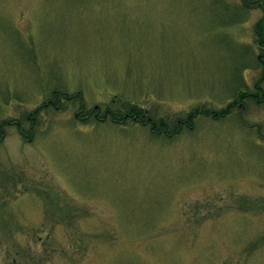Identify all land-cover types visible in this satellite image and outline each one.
Segmentation results:
<instances>
[{"label":"rangeland","instance_id":"rangeland-1","mask_svg":"<svg viewBox=\"0 0 264 264\" xmlns=\"http://www.w3.org/2000/svg\"><path fill=\"white\" fill-rule=\"evenodd\" d=\"M248 1L0 0V264H264Z\"/></svg>","mask_w":264,"mask_h":264},{"label":"trees","instance_id":"trees-1","mask_svg":"<svg viewBox=\"0 0 264 264\" xmlns=\"http://www.w3.org/2000/svg\"><path fill=\"white\" fill-rule=\"evenodd\" d=\"M246 1L249 2L248 0ZM258 2H259L258 5H260L263 8V13L261 17H259V19H257L253 25V34H254V42L258 49V53L256 54V60H257V63L259 64V67H261L263 74L260 75V78L254 85V87L256 88V91L254 93H246V92L241 91L239 92V97L245 98L247 96H253L258 101L259 100L261 101L264 98V95H262V97L260 98L258 97V93L259 92L262 93L261 87H259L258 84L260 83L264 75V72H263L264 71V0L255 1V3H258ZM241 4H244L245 6H247L246 8H251V5L248 6L245 0H242ZM239 8L243 10L242 7L239 6ZM123 107L124 108L120 109L117 112V114L122 116L124 119L131 118V120L133 121L135 120L142 121L143 118H145L144 111L142 110L140 106L138 107V105L136 104L129 103L127 107H125V105ZM228 112H229L228 108L227 109L224 108L222 111L221 110L216 111L213 109L205 110L200 107H194V109H192V111L188 113V116L186 118H178L175 121L176 126L172 127L171 130L168 129L171 126H169V124L163 119L157 122V121L151 120V118L149 119L148 117H146V120L150 121L149 123H151V128L153 129V131L156 132V130H158L157 133L161 132V133L167 134L169 132L170 134L172 133L174 134L180 131L179 130L180 125H178L180 123H183L187 127L192 128V126L195 123L194 121L197 119L196 117H198L199 115H204L212 119L214 118L217 119V118H221L227 115ZM142 123H146V122H142Z\"/></svg>","mask_w":264,"mask_h":264}]
</instances>
